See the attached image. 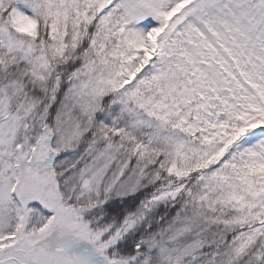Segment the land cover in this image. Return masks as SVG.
<instances>
[{"label":"snow or ice","instance_id":"6c2138e0","mask_svg":"<svg viewBox=\"0 0 264 264\" xmlns=\"http://www.w3.org/2000/svg\"><path fill=\"white\" fill-rule=\"evenodd\" d=\"M0 264H264V0H0Z\"/></svg>","mask_w":264,"mask_h":264}]
</instances>
